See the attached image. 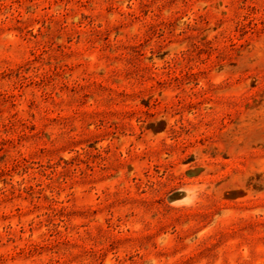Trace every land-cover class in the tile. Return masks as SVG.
<instances>
[{
	"label": "rangeland",
	"instance_id": "1",
	"mask_svg": "<svg viewBox=\"0 0 264 264\" xmlns=\"http://www.w3.org/2000/svg\"><path fill=\"white\" fill-rule=\"evenodd\" d=\"M0 264H264V0H0Z\"/></svg>",
	"mask_w": 264,
	"mask_h": 264
}]
</instances>
